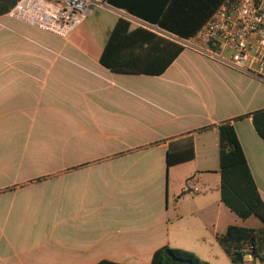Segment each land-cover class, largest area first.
<instances>
[{"label":"crops","instance_id":"crops-1","mask_svg":"<svg viewBox=\"0 0 264 264\" xmlns=\"http://www.w3.org/2000/svg\"><path fill=\"white\" fill-rule=\"evenodd\" d=\"M18 1L0 0V264H150L164 245L233 264L218 237L264 222L221 201L218 126L233 125L264 200V82L202 43L161 75L113 72L98 58L119 18L172 35L99 0L61 38L11 18Z\"/></svg>","mask_w":264,"mask_h":264},{"label":"trees","instance_id":"trees-1","mask_svg":"<svg viewBox=\"0 0 264 264\" xmlns=\"http://www.w3.org/2000/svg\"><path fill=\"white\" fill-rule=\"evenodd\" d=\"M222 1L105 0L109 6L122 9L185 41L195 36ZM184 48L185 45L178 41L157 34L128 19L119 18L98 61L105 68L117 73L161 75ZM251 116L257 134L264 140V110H259ZM210 127L204 126L199 130ZM218 129L221 201L243 220L256 216L264 222V200L256 187L234 127L230 121H226L221 123ZM193 157L192 145L178 151L169 150L166 165L170 167L189 161ZM218 241L233 264H245L248 255L252 258L250 261L252 264H264V230L229 226L226 232L218 237ZM247 247L251 249L248 250ZM96 264L128 263L104 259ZM150 264L208 263L191 251L164 245L154 251Z\"/></svg>","mask_w":264,"mask_h":264},{"label":"built area","instance_id":"built-area-1","mask_svg":"<svg viewBox=\"0 0 264 264\" xmlns=\"http://www.w3.org/2000/svg\"><path fill=\"white\" fill-rule=\"evenodd\" d=\"M97 1L19 0L9 16L40 31L67 38L86 20L91 5ZM187 41L192 43L189 46L204 44L217 58L264 82V0H223ZM195 191L184 185L182 195ZM247 259L252 258L248 255Z\"/></svg>","mask_w":264,"mask_h":264},{"label":"rangeland","instance_id":"rangeland-1","mask_svg":"<svg viewBox=\"0 0 264 264\" xmlns=\"http://www.w3.org/2000/svg\"><path fill=\"white\" fill-rule=\"evenodd\" d=\"M99 9H103V8H99ZM99 11H101V10H99ZM103 11L106 12L105 9H104ZM95 15H96V14L94 13L93 16H95ZM167 37H168V38H171V39H173V40H175V41H178V42H180V43H182V44H184V45H186V46H189V44H192L191 42L188 43V41L178 39V38H176V37H174V36H167ZM193 43H196V42H193ZM196 44H198V43H196ZM246 263L251 264V262H246Z\"/></svg>","mask_w":264,"mask_h":264}]
</instances>
